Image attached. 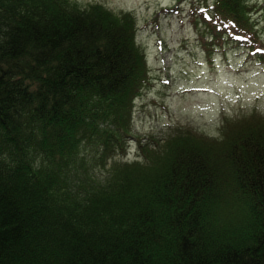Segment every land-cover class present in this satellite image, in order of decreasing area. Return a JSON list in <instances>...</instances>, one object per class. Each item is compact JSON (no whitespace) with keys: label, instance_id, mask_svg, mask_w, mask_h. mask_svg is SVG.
Segmentation results:
<instances>
[{"label":"trees","instance_id":"trees-1","mask_svg":"<svg viewBox=\"0 0 264 264\" xmlns=\"http://www.w3.org/2000/svg\"><path fill=\"white\" fill-rule=\"evenodd\" d=\"M203 1V46L264 47L250 0ZM136 24L97 2L0 0V264H264V115L128 158L150 75Z\"/></svg>","mask_w":264,"mask_h":264},{"label":"rangeland","instance_id":"rangeland-1","mask_svg":"<svg viewBox=\"0 0 264 264\" xmlns=\"http://www.w3.org/2000/svg\"><path fill=\"white\" fill-rule=\"evenodd\" d=\"M78 1L129 11L137 21L136 41L145 52L150 75L134 101L128 158L136 156L140 140H164L178 128L218 136L226 118L264 115V47L251 52V42L229 38L203 46L199 32L204 28L195 20L200 12L191 10L203 0ZM249 4L264 43V0Z\"/></svg>","mask_w":264,"mask_h":264}]
</instances>
